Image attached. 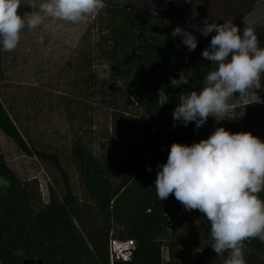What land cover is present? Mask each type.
Listing matches in <instances>:
<instances>
[{"label":"trees","instance_id":"trees-1","mask_svg":"<svg viewBox=\"0 0 264 264\" xmlns=\"http://www.w3.org/2000/svg\"><path fill=\"white\" fill-rule=\"evenodd\" d=\"M246 1L248 8L235 14L232 22L256 0ZM105 4L99 42L107 45V73L110 78L124 80L128 86L124 102L137 112L128 117L118 111L117 124L126 135L135 130L141 134L130 142L121 137L119 153L104 159L96 158L77 142L74 153L81 174L85 176L87 169L92 180L91 201L82 202L73 194L57 154L30 147L0 100V130L26 155L52 163L65 190L59 198L50 187L48 201L43 203L37 181L21 180L0 159L5 173L0 174V264H22L29 257H39L43 264H225L227 252L217 260L205 251L203 242L213 241L205 216L198 210L186 211L173 194L160 201L155 189L157 165L167 161L172 143H198L206 125L225 128L235 123L220 125L209 117L203 127L196 129L194 122L183 126L173 121L179 96L198 91L203 76L215 65L201 56L206 46L198 44L189 52L180 37L173 38L165 19H149L116 1ZM29 10L21 7L19 14ZM178 10L183 11L185 20L182 8L172 13ZM260 46L264 47V38ZM181 71L190 83L171 87L170 78H178ZM165 85L169 97L158 96V89ZM262 93L264 96V90ZM113 102L117 105L115 98ZM251 133L260 138L258 132ZM148 167L151 172L146 170ZM256 195L264 201V191ZM128 240L134 243L129 257L111 259L110 242ZM244 243L246 264H264V242L252 238ZM164 249L167 260L163 259Z\"/></svg>","mask_w":264,"mask_h":264},{"label":"clouds","instance_id":"clouds-1","mask_svg":"<svg viewBox=\"0 0 264 264\" xmlns=\"http://www.w3.org/2000/svg\"><path fill=\"white\" fill-rule=\"evenodd\" d=\"M21 7H39L44 15L33 11L25 20L18 14ZM105 7V0H0V48L14 50L26 24L36 28L45 17L77 23ZM244 24L241 33L232 21L209 22L206 17L202 26L192 23L173 29L171 36L180 37L189 52L198 46L189 28L204 37L214 33L201 56L215 65L203 76L198 91L179 96L172 112L174 122L183 126L194 122L199 129L209 117L219 124L242 118L248 106L264 104L259 95L264 90V47L256 29ZM189 83L184 71L170 78L173 88ZM167 87L158 89V96L169 97ZM155 189L160 201L173 194L186 211L198 210L205 216L214 241L210 247L218 256L228 253L225 264H246L244 242L252 238L264 242V201L256 195L264 191V141L251 132L231 133L216 127L198 143H172L167 161L157 165Z\"/></svg>","mask_w":264,"mask_h":264},{"label":"rangeland","instance_id":"rangeland-1","mask_svg":"<svg viewBox=\"0 0 264 264\" xmlns=\"http://www.w3.org/2000/svg\"><path fill=\"white\" fill-rule=\"evenodd\" d=\"M112 1L140 12L137 0ZM193 1L203 9L209 22L216 23L231 21L235 14L240 15L249 6L246 0ZM33 11L44 15L37 7L22 17L26 20V14ZM104 12L105 8L77 23L45 17L44 23L36 28L25 25L14 50L7 52L0 48V100L3 106L30 147L57 154L68 173L73 194L82 202L91 201L89 188L92 180L86 168L85 176L81 174L74 153L77 142L96 158L104 159L119 153L121 137L130 142L141 134L140 130H135L133 134L126 135L117 124L118 111L128 117L137 112L124 102L128 89L124 80L110 78L107 73V45L99 42L106 16ZM164 19L170 31L177 25H188L182 10ZM109 93L117 94L107 95ZM114 98L117 105L112 103ZM228 121L237 119H226L219 124ZM243 121L231 126L227 124L225 129L231 133L263 132L255 119ZM215 128L213 123L203 127L199 141L207 139ZM260 136L264 141V136ZM0 159L21 180L37 181L43 203L48 201L50 187L59 198L63 196V181L53 164L37 156L26 155L1 130ZM0 174L5 175L2 168ZM116 182L114 179L113 185ZM213 242H203L205 251L220 260L222 255H216L210 247ZM114 247L118 256L128 257L130 244L117 243ZM163 259L167 260L166 249L163 250Z\"/></svg>","mask_w":264,"mask_h":264},{"label":"water","instance_id":"water-1","mask_svg":"<svg viewBox=\"0 0 264 264\" xmlns=\"http://www.w3.org/2000/svg\"><path fill=\"white\" fill-rule=\"evenodd\" d=\"M137 2L140 12L145 17L153 20L164 19L176 8H182L184 10L188 25L195 23L202 26L205 19L202 10L193 0H162L159 3L155 0H137ZM193 13H195L194 19ZM244 22L248 26L256 29V34L260 41L264 38V0L254 1L246 13L233 21L239 27L241 33L245 27ZM191 30L197 37L198 44L202 47L208 45L211 35L214 34L212 33L208 37H204L194 29ZM22 264H43V261L39 257H29L23 259Z\"/></svg>","mask_w":264,"mask_h":264},{"label":"flooded vegetation","instance_id":"flooded-vegetation-1","mask_svg":"<svg viewBox=\"0 0 264 264\" xmlns=\"http://www.w3.org/2000/svg\"><path fill=\"white\" fill-rule=\"evenodd\" d=\"M156 2L159 3L161 1H156ZM19 12H20V10L18 11V14H19ZM259 95L262 96L261 97L262 99H264V96H263L262 92ZM247 108L250 109V111L246 110L247 117H242V119L241 118H237V121H234V122L235 123L236 122L241 123V121H242L244 123L243 120H245V122H247V120L255 119V121L257 122V125H260L259 127L263 131L262 133L258 132L259 135L264 136V104H256V105L248 106Z\"/></svg>","mask_w":264,"mask_h":264},{"label":"built area","instance_id":"built-area-1","mask_svg":"<svg viewBox=\"0 0 264 264\" xmlns=\"http://www.w3.org/2000/svg\"><path fill=\"white\" fill-rule=\"evenodd\" d=\"M152 130H154V128H152ZM117 243H120V244L128 243V244H130V249H129V253H128V257H129V255L131 253V250L134 248L133 241L132 240H128V241H124V242H122V241H111L110 242V248H109L110 249V258L112 259L115 256L117 258L127 259L128 257L123 258V257L117 255V253L115 251V247H114L115 244H117Z\"/></svg>","mask_w":264,"mask_h":264}]
</instances>
